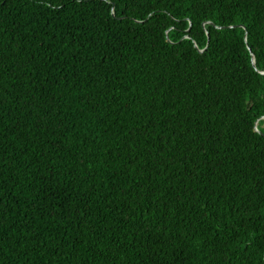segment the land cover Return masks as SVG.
Instances as JSON below:
<instances>
[{
	"label": "trees",
	"instance_id": "16d2710c",
	"mask_svg": "<svg viewBox=\"0 0 264 264\" xmlns=\"http://www.w3.org/2000/svg\"><path fill=\"white\" fill-rule=\"evenodd\" d=\"M0 264H264V0H0Z\"/></svg>",
	"mask_w": 264,
	"mask_h": 264
},
{
	"label": "water",
	"instance_id": "95a60500",
	"mask_svg": "<svg viewBox=\"0 0 264 264\" xmlns=\"http://www.w3.org/2000/svg\"><path fill=\"white\" fill-rule=\"evenodd\" d=\"M212 26H213V24H211ZM233 27H236V26H233ZM217 28H219V29H224V28H230V27H217ZM251 62H252V65L254 66V56L253 55H251ZM257 123V122H256Z\"/></svg>",
	"mask_w": 264,
	"mask_h": 264
}]
</instances>
